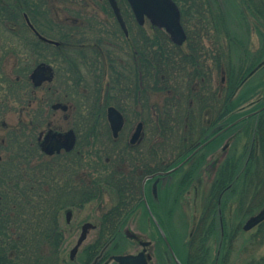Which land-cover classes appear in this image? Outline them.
I'll return each instance as SVG.
<instances>
[{
  "label": "trees",
  "instance_id": "trees-1",
  "mask_svg": "<svg viewBox=\"0 0 264 264\" xmlns=\"http://www.w3.org/2000/svg\"><path fill=\"white\" fill-rule=\"evenodd\" d=\"M61 1L76 3V0H56L55 2L54 0H0V117L2 119L5 111L9 110L11 102L21 101V99L17 100L18 96L23 97L21 94L26 93L28 96L27 104L37 102L36 96L43 91V88H33L29 75L35 66L43 62L40 58H45L48 54L55 57L58 65H61L64 75L68 76V81L74 85L73 87L81 88V96L86 110L95 111L98 114L103 113L104 117L105 109L108 106H115L124 116H128L131 113L130 110L143 107L141 100L145 101L148 94H163L162 109L160 114L155 115L156 120H154V127L160 129L163 141L162 157H165L166 151H170L168 150L170 147L181 145L185 138L192 135L193 133L190 131L201 128L197 122H193L191 125V118L199 117L194 116L193 113L201 111L191 110L188 106L190 102L216 105L223 102L238 103L242 100L239 96L231 99V96L237 93L241 85L242 79L239 77L250 69L248 68L247 71L243 69L240 72L241 68L237 67L238 60L235 59L238 52L237 47L228 43L225 50H220L224 46L220 44V39L215 41L217 44L214 43L212 51L209 53L206 51L203 44L204 34L208 38L210 37L208 31H213L215 37L220 38L221 31L217 27L220 23L219 14L206 13L204 1L173 0L179 7L181 23L187 34L186 42L182 46L174 45L169 36L167 38L163 35L162 30L158 29V36L152 39L148 38L143 28L139 26L131 29L138 34L135 37L130 35L129 31V38L133 40V43L128 45L123 42L127 37L120 30L102 28V24L92 16L90 19L88 18L87 22L79 23L78 20H74L68 24V27L64 25L61 28L57 25L59 37L54 38L43 31L45 23H40V21H47L49 26H46L49 29L53 28L55 23L49 18L50 9L56 2L61 4ZM245 1L249 4L247 7L250 11L251 0ZM257 2V7H264V0H257ZM123 6L127 7L125 3ZM24 15H27L39 34L61 43L60 45H64V47H54L39 41L28 28ZM241 15L244 16L242 13ZM91 19L96 23L90 22ZM192 19L196 21L197 25L191 29ZM223 32L229 38L230 31L225 29ZM235 38L237 37L235 36ZM16 39H22L18 40V46L12 44V40ZM25 39L26 41H23ZM27 53L33 57L31 61L27 58L30 57ZM138 55H141L140 59ZM9 58L14 59L12 74L5 71L4 64ZM223 60L226 62L225 74L231 92L220 99L214 86L208 91L203 88L202 79L205 78L206 81V78L210 76L211 80L212 75H217V72L220 75L218 65ZM206 62L209 64V69L204 65ZM44 63L52 64L46 61ZM208 72L209 76L206 75ZM55 73L57 78L56 70ZM196 84L198 89L193 92L195 89L193 86ZM141 85L144 86V89L141 88ZM50 102L49 100L48 103ZM154 108L156 107L154 106ZM229 113L230 111H226V115ZM234 117L236 116L230 115L226 119L231 121ZM259 120L263 121V115ZM87 131V137H91L94 142L99 133H96L93 127L88 128ZM257 135L260 136L262 155L251 157L246 165L244 164L245 158L230 157L225 163V171H220L215 175L210 188L209 201L217 199L221 190L230 185L231 187L224 194L223 199L235 194L237 186L243 188L242 192L246 198L249 194H252L251 200L260 197L259 190L264 188V140H261L264 139V131L260 123ZM173 136H176L177 140L172 143L170 137ZM92 142L85 144L86 150L90 149L93 145ZM73 161V166L79 165V160H76L75 157ZM88 162L90 163L89 159ZM87 165L90 167V164ZM44 167L48 166L35 170L34 179L40 184H44L47 174H52L45 172ZM17 176L18 182H24V184L27 182L20 172H17ZM122 184L124 183H121L120 186ZM38 186L40 185L34 186L33 191H29L27 188L21 190V187L17 190L18 201L15 207L20 210L22 206L20 204L24 202L26 206H31L30 215H17V210L15 211L16 215L12 217L16 227V237L6 238L7 245L4 246L6 250H0V264H55V261L50 258L58 256L61 257L62 264L64 262L61 251L64 237L62 226L61 235L57 234L59 224L57 212L60 207L40 202L33 203L36 196L34 191L39 190ZM72 186H61V189L57 187L59 190L56 191L66 193L77 191L79 188L76 185ZM98 191L90 187H83L81 195L84 198L91 194L95 196ZM114 193L116 196L114 204L104 210L102 214L101 236L97 237L95 242L98 245H89L87 256L93 248L95 250L92 251H97V253L101 250L106 252L109 245L121 234L119 229L125 224L123 217L128 212L133 213L139 207L135 203L127 202L126 191L121 188H117ZM263 199L264 194L261 200ZM211 205H213L212 202ZM12 217L7 215L8 226H10ZM3 221L0 224H3ZM214 230V220H210L206 226L205 221L200 218L194 224L188 246L189 249L196 251V257L193 262L190 257L191 252H189L181 260L182 264H208L209 248L205 246V243ZM3 231L4 229L1 230V232ZM198 238L199 240H197ZM0 248L2 247L0 246ZM42 249H46L43 254ZM10 252H14L15 257L11 256Z\"/></svg>",
  "mask_w": 264,
  "mask_h": 264
},
{
  "label": "flooded vegetation",
  "instance_id": "flooded-vegetation-1",
  "mask_svg": "<svg viewBox=\"0 0 264 264\" xmlns=\"http://www.w3.org/2000/svg\"><path fill=\"white\" fill-rule=\"evenodd\" d=\"M119 1L116 0V3L123 24L127 30V33L124 32V35L127 38L123 40V42L130 45L133 43V40L129 38V29H135L139 26V24L137 23L127 1L121 0L123 2L122 4L125 3L127 7L123 5L120 6ZM202 1L205 2L204 10L206 13L214 12L219 14L220 23H218L217 27L222 28L223 30L230 29L229 20L231 19L228 17L229 8L232 10V5H234L235 8L239 10L238 13H240L242 18L241 20L243 21L242 24L244 25V30H249V33L246 34V37L248 38L236 39L235 36H232L231 34L229 38H227L225 33H221L220 36L223 37L222 45L224 46L223 49L220 48V50H225V47L228 46V43L234 47H237V50L239 51L237 67L239 69L241 68L240 72L243 69L244 71H247L248 68L250 69L247 73H242V75L239 77V79H242V81L238 91L240 87L244 86L248 81L251 80L252 88H254V90L257 92L256 98L250 99L244 103L223 102L217 103L216 105L210 103L194 104V102H190L188 106L191 110L201 111L199 113H193L194 116L198 117L201 113H204L205 116H208V118L203 120L202 123H197L198 125H201V128L199 130L195 128V130L190 131V133L192 132L193 134L185 138L181 145L172 146L169 149L170 151H166L165 157H162L163 146L159 128L155 130L154 136L147 135L145 130V121L140 120L139 122L142 123L141 135L139 140L132 144L130 143V138L139 122L136 123L133 130L126 139L123 135H121V132L126 126L127 121L125 120L124 127L120 131L118 137L114 139L107 119H104L106 120L105 123H107L106 132L108 133L107 147H105V151L86 150V146L84 144V149L74 152V149L77 145L78 132L73 130L75 134V145L71 151L67 152L63 149H59V151H54L52 154H47L45 153L44 149L46 150L48 148L49 142L51 141V136L54 134L60 135L61 133H64L61 132V128H56L53 124V121L51 120V116L60 109L54 110L52 108L54 103L42 106L44 112L43 114L46 113L47 118H43L41 121L37 119L36 123L35 120L32 119V116H30V111L32 112L33 110L37 109L38 106L36 103H28L26 107H21L18 110L20 123L17 120L16 124L13 126L8 125L5 121L3 122L5 116L11 110H14V114H17L16 104L15 102H11L9 104V110L7 109V111H5L4 118L2 119L0 117V223L3 221L2 219L5 220L3 221V224H0V246L2 247L0 250H6V247L4 246L7 245V237H16L17 232L14 218L12 216H14L13 214H15V211L17 210L15 207L18 201L17 190H19L21 187V190L27 188V190L33 191L34 186L45 185L38 183L34 179L35 170H38L43 166H47L46 163L51 164L52 168L55 167L60 169L61 156L66 157L68 155L74 154L75 159L79 160V165H82V163L91 165V167L83 168L87 171H76L75 174L76 180L78 181V187H82L83 185V187H90L91 189H96L97 191L99 190L95 196L91 194L88 199H85L87 202L90 203L95 199L98 200V198L104 194L105 190L111 192L116 191L117 188H121L122 190L126 191L125 197L128 199L127 202L129 204L135 203L139 206L135 211H133V213H126V215L123 217V221L125 223L127 221H131L136 216V213L141 211L143 216H145V213L148 215L150 222H152L154 226L153 212H156V207L160 206V193L162 192L161 188L166 182L164 179L170 178L172 175L176 174L178 171H181L185 167H187L188 171L185 173L186 176L180 179L179 185L182 187L188 185V183H193L192 177L197 171L210 172V174L213 175L212 179L215 178V175L218 172L225 171V163L230 157L233 156L234 159L242 158V150L238 151L236 148H232L230 146V139L233 137L235 140L234 142L238 141L240 138V132L244 133L246 136L248 135L247 137L250 139L248 150L245 148L247 153L244 155V164L246 165L251 157L262 155L263 151L261 150L260 136L257 135V132L259 123L262 124V129L264 131V7H257V0L250 1V5H252L250 7V11L247 7L249 4L245 0H233V3H231V0ZM107 9V15H109L108 17L110 23L101 22L103 19H101L98 16L99 14L96 12H94L93 18L102 24V28H110L120 30L122 32L123 29L115 17L113 10L110 6ZM241 13L244 14L243 17ZM247 21L250 23V25L247 23ZM146 22L147 20H145L144 24L139 27H143ZM148 23L150 26H153L150 22ZM235 24L239 27L241 26L239 22ZM214 43V39L211 40L208 38L207 40H203L204 47L208 53L213 50L212 46ZM60 44L61 43H58V45L54 47H64V45L62 46ZM140 57L141 55H138L139 59ZM225 63L226 62L223 60L218 65L220 73V79L218 81L215 79V76L212 75V79L214 78V86L216 85L217 88V96L220 99H223L226 94L229 95L231 92L229 90V85L227 84ZM204 65L209 69V64L207 62ZM52 69L55 79L56 73L53 67ZM10 74L12 73L10 72ZM206 75L209 76V72ZM209 77L206 78V81L204 80L205 78L202 79L203 88L207 89V91L210 89L209 86L212 85ZM193 87L195 88L193 89V92H195V90L198 89L197 84ZM41 88L44 87L42 86ZM141 88L144 89V86L141 85ZM238 91L235 95L231 96V99L236 96L238 97ZM57 102L61 103L60 101H56V103ZM226 111H230V113L226 115ZM24 114L28 118V120H25L26 122H24L22 119ZM230 115H235L236 117H234L233 120L228 121L226 117ZM262 115L263 121H260L259 118ZM191 119V125H193V122H199L198 118ZM104 120L98 121L100 122ZM93 122H96V120ZM102 130H104L103 126ZM230 132L232 133L229 134ZM101 133L102 135H105V133L103 134V131H101ZM99 135L101 136V134ZM6 136H9L10 140H7ZM96 138L99 139V137ZM89 139H91V137ZM11 140L13 145L8 143V141ZM20 145H23V148L25 149V152L22 151L21 154H19L17 149L20 147ZM219 150L220 157L214 159V154ZM3 154H6V158L3 157ZM177 157L178 160H176ZM88 159L90 160V163L88 162ZM209 160H211L210 164L208 162ZM46 168L44 167V169ZM169 171L172 172L168 175H162L163 173ZM17 172H20L21 176L26 179L27 182L24 186H21V183H18ZM196 181L198 184L201 183L200 180ZM213 181L214 179L211 182ZM121 183L124 184L120 186ZM54 185L56 184L54 183L53 186ZM58 187L60 188L59 184ZM230 187L231 185L221 190V193L217 198L218 207H226L227 203L230 202L228 199H223L224 194L230 189ZM113 194L114 198H116L115 193ZM36 202L39 201L35 200L33 203ZM59 202H61V200ZM237 202L242 203L244 201L240 198ZM58 206L60 207L61 204ZM151 207L153 208V211H151ZM150 212L153 214V216ZM8 214L12 217L10 226L7 225ZM86 223H89L93 226L89 229L87 237L93 232L96 237L101 236V220L98 222V224H93L88 221L84 222V224ZM244 224L242 225V230ZM263 225L264 221L258 223L251 230L260 228ZM82 226L80 227V230L82 229ZM2 229H4L3 232H1ZM251 230L243 231L250 232ZM62 231L64 232V229H62ZM120 232H122L123 235L128 239L137 241L138 244L141 243L139 236L132 233L129 230V226H122L119 229V233ZM57 234L61 235L60 221L58 224ZM131 235H133V237H130ZM257 235V232H254L253 236L257 237ZM149 245L147 246L149 247ZM148 247L145 246L143 248H145V255L146 257H149L150 262L151 255L149 253V249H147ZM92 250H95V248ZM92 250L88 253L87 260L84 264H100L103 260L105 252L101 250L97 253V251ZM45 251L46 249H42V254ZM139 252L140 251L137 253ZM10 254H12L11 256L15 255L14 252H10ZM53 260L55 261V264H61L60 256L54 257ZM252 264H264V262L260 261Z\"/></svg>",
  "mask_w": 264,
  "mask_h": 264
},
{
  "label": "rangeland",
  "instance_id": "rangeland-1",
  "mask_svg": "<svg viewBox=\"0 0 264 264\" xmlns=\"http://www.w3.org/2000/svg\"><path fill=\"white\" fill-rule=\"evenodd\" d=\"M55 1L56 0H54V2ZM75 2L76 3H72L69 1L67 3L65 1H61V4L56 2L50 9L51 14L49 15V18L55 24L53 25V28L49 29L47 27L49 26L47 25V21H40V23H45L43 26L44 30H42L47 35L58 38V26H61V28H63L64 25L68 27V24L72 23L74 20H78L79 23L87 22L88 18L90 19L91 16L93 18L94 12L98 13V16L103 19L101 22L110 23L108 17L109 15H107V8L109 5L106 0H76ZM122 3L123 2L120 0V6L123 5ZM231 3H233V0H231ZM232 6V10L229 8L228 15V17L231 19L229 20L230 34L232 36H236V39L248 38L246 37V34L249 33V30H244V25L242 24L243 21L241 20L242 18L240 13H238L239 10L236 9L234 5ZM20 22H22V20H20ZM90 22L96 23V21L93 19H91ZM191 22L192 24L190 28L192 29L197 24L194 19H192ZM237 22L241 24L240 27L235 24ZM247 23L250 25L248 21ZM142 28L147 37L151 39L159 35L157 29L162 30L163 35L167 36V38L169 36L163 29L156 26H150L148 21ZM219 30L222 34L224 33L222 28H219ZM129 31L130 35L132 34L133 37L138 35L134 31H131V29H129ZM208 34L210 35V37H208L209 39H214L215 41L220 39V44H222V36L220 38L215 37V33L213 31H208ZM208 38L204 34L203 40H207ZM18 40L22 39L12 40V44L14 46H18ZM23 41H26V39ZM27 55L30 56L31 54L27 53ZM238 56L239 51L235 55V59L238 60ZM27 58L30 61L33 59L32 56ZM40 60H43V62L46 61L52 63L50 65L58 72V76L55 78V81L52 84H43V91L39 92L36 96V105L38 108L32 112L30 111V116H32V119H34L37 123V119L41 121L43 118H47L46 113L43 114L44 112L42 110V106L46 105L45 103L50 105L51 103L60 101L62 104H66L69 109L66 112L60 110L56 111L51 116V120L53 121V124L56 128H61V132H65L70 129L76 130L78 132L77 145L74 149V152L84 149V144H89L92 142V140L87 137V130L91 127L94 128L96 133L98 132L101 134V136L98 135L99 139L96 138L94 142H92L93 145L89 150L105 151V149L101 148L107 147L108 133L106 132L107 123H105L106 120H104L105 117L103 116V113L98 114L95 111L91 112L86 110V105L81 96V88L73 87L74 85L68 81V76L64 75L61 65H58L55 57H53L51 54H48L45 58H40ZM13 62L14 59L9 58L4 64L6 73L9 74L11 72ZM216 74L217 75H215V79L218 81L220 75L218 72ZM213 80L214 78L211 79L212 85L209 86L210 89H212L214 86ZM214 87L217 91L216 85ZM238 94L239 98L242 99L240 100V103H244L250 99H255L257 92L254 90V88H252V82L250 80L247 82V84L240 87ZM21 95L24 98L18 96L17 100L21 99V101L15 103L17 114H14L15 111L11 110L7 113L5 119L3 120V122L5 121L8 125L14 126L17 120L19 121L20 119V116H18V110L21 107H26L28 96H26V93ZM49 100L51 101L50 103H48ZM163 100V94H148L145 101L141 100V105H143V107H136L133 110H130L131 113L126 116V126L121 132V135L127 139L136 123L142 120L146 122L145 130L147 135L154 136L156 130V127H154V120H156L155 115L157 113L160 114ZM193 102L194 104H200L195 101ZM154 106L156 108H154ZM206 118H208V116H205L204 113H201L198 117L199 122L197 123H202ZM22 119L24 122H26L25 120H28L25 114L23 115ZM95 120L96 122H93ZM98 120L104 121L99 122ZM102 126L104 130H102ZM100 130L103 131V134L105 133V135H102ZM231 133L232 132L229 134ZM176 136L170 137L172 143L176 142ZM247 136L240 132V138L238 141L234 142L235 140L233 137L230 139V146L232 148H236L238 151L242 150L243 153L241 155L243 159L250 144V139ZM6 138L7 140H10L9 136H6ZM164 142L169 144L167 141ZM8 143L13 145L12 140L8 141ZM23 147V145H20V147L17 148L20 154L22 151L25 152ZM214 156V159L220 157V150L217 151ZM3 157L6 158V154H3ZM73 160L74 156L72 155H68L66 157L61 156L60 169L55 167L52 168L51 164L46 163L48 167L45 169V172H51L53 174L46 173L47 176L44 180L45 185L38 186L39 190L34 191L36 194L34 200H38L43 204H52L54 206L61 204V206H63L62 208L60 206L57 212L59 215L58 220L64 229L63 243L61 245L62 257H64L63 264H84L87 260L88 246L91 244H96L97 246L98 244L95 243L97 237L94 235V232L90 233L85 242H83V244L80 246L74 258L70 259V251L75 246L79 237L81 231L80 227L84 224V222L87 221L93 224H98V222L102 219L104 210L110 208L111 205L114 204L115 198L113 194L114 191L109 192L105 190L104 194L100 196L98 200L95 199L89 203L85 200L88 199V197L84 198L83 195H81L83 185L82 187H79L77 191L74 190L66 193L57 192L59 190H57L58 184L60 185V189L61 186L65 185L77 186L78 181L75 177L76 171H87L83 169L88 167L87 164H83L80 167H78L79 165L73 166ZM211 160L208 161L209 164ZM187 171L188 169L185 167L181 171H178L176 174L172 175L170 178L164 179L166 182L161 188V203L160 206L156 207L157 213L155 211L153 212L155 217L150 212L153 218H155V220L160 223L162 230L166 235L167 240L170 243V246L178 261L181 263V260H183L186 255L191 252L190 257L194 262L196 251L189 249L188 244L190 242V234L194 224H196L198 220L202 218L205 221L206 226L210 220H214L215 223L214 233L207 239L205 243V246L209 248L208 264H252L260 261L264 262V225L260 228L253 229L250 232H245L242 230V225L245 223V221L264 207V199L261 200L264 194V188L259 190L260 197L255 200H251L250 198L252 194H249L246 198V195L242 192L243 188L237 186V191L235 194L229 195L228 198H226L230 202L227 203L226 207L222 206L220 208L217 205V199L209 201L210 188L212 184L211 181L214 179H212L213 175L207 171H197L192 177L193 183H188V185L182 187L179 185L180 179L186 176L185 173ZM196 180H200L201 183L198 184ZM18 183L20 184V182ZM54 183L56 185L53 186ZM24 185V182H21V186ZM240 198L243 199L244 202L238 203L237 201H239ZM60 200L61 202H59ZM211 202L213 205H211ZM20 206L21 209L17 210V215H30L31 206H26L24 202H22ZM210 208H212L211 210L213 213L212 211L210 212ZM69 210L72 212V216L70 221L67 222L65 214L66 211ZM151 211H153L152 207ZM16 213L13 215H16ZM144 215L145 216H143L141 211L136 213V216L131 221H127L123 227L129 226V230L132 233L137 234L141 242H150V245L148 244L149 247L146 246L148 247L147 249H149V253L151 255V261L149 264H176L165 241L159 236L158 231L153 226L152 222H150L148 215H146V213ZM254 232H257V237L253 236ZM197 240H199V238ZM141 249L143 250V247L140 246L137 241L128 239L121 232V234L116 237V240L113 241L107 248L104 258L100 264H114L111 256L136 254L138 251H141ZM47 253L49 252L47 251ZM50 259L53 260V258Z\"/></svg>",
  "mask_w": 264,
  "mask_h": 264
},
{
  "label": "water",
  "instance_id": "water-1",
  "mask_svg": "<svg viewBox=\"0 0 264 264\" xmlns=\"http://www.w3.org/2000/svg\"><path fill=\"white\" fill-rule=\"evenodd\" d=\"M111 9L113 10L117 20L119 21L122 29L126 32L123 21L119 14V10L115 0H107ZM130 9L136 19V21L143 25L145 18L149 19L150 22L159 27L163 28L166 33L170 36L173 43L176 45H182L186 40V35L183 30V27L180 22V12L177 5L173 2V0H127ZM27 25L31 28V30L36 34L38 39L43 42L58 45L57 42L44 38L39 35V33L34 29L31 25L27 17H25ZM54 77L53 70L50 66L45 64L38 65L31 73L30 80L34 87H40L45 82H52ZM54 110H62L66 111L67 106L61 104H54L52 106ZM107 119L110 124V128L112 130L113 136L117 137L119 131L122 129L124 124V119L121 113L113 107H109L107 109ZM142 131V124L139 123L131 136L130 143H135L139 140ZM75 145V134L72 130L67 131L63 134H54L51 136V141L49 142L48 148L44 151L47 154H52L54 151H59V149H64L65 151H70L73 149ZM173 171V170H172ZM172 171L163 173L162 175H168ZM71 213L67 212L66 220L69 222ZM264 221V208L255 216L250 217L246 223L244 224V230H250L258 223ZM155 224L165 241L173 260L176 264H181L176 258L170 243L167 240L166 235L160 228L159 224L155 221ZM93 226L89 223H86L82 226L80 236L77 239V242L73 249L70 252V259H73L78 248L82 245V243L87 238V233L90 228ZM130 237H133L131 235ZM148 243H141V246H146ZM115 264H148L149 257H145L144 251L136 254V255H117L113 257Z\"/></svg>",
  "mask_w": 264,
  "mask_h": 264
}]
</instances>
